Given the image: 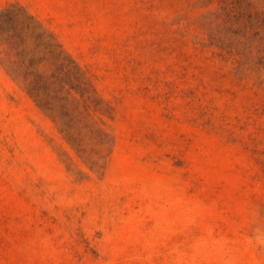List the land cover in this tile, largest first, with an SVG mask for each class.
<instances>
[{
  "label": "rangeland",
  "instance_id": "374dc122",
  "mask_svg": "<svg viewBox=\"0 0 264 264\" xmlns=\"http://www.w3.org/2000/svg\"><path fill=\"white\" fill-rule=\"evenodd\" d=\"M0 264H264V0H0Z\"/></svg>",
  "mask_w": 264,
  "mask_h": 264
}]
</instances>
